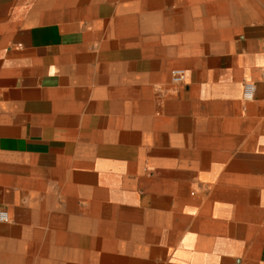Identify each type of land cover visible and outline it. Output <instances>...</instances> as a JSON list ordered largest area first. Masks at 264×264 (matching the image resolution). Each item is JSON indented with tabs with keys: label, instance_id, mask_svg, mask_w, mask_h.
<instances>
[{
	"label": "crops",
	"instance_id": "0c3cea01",
	"mask_svg": "<svg viewBox=\"0 0 264 264\" xmlns=\"http://www.w3.org/2000/svg\"><path fill=\"white\" fill-rule=\"evenodd\" d=\"M2 213L0 264H264V0H0Z\"/></svg>",
	"mask_w": 264,
	"mask_h": 264
},
{
	"label": "built area",
	"instance_id": "2783aa9c",
	"mask_svg": "<svg viewBox=\"0 0 264 264\" xmlns=\"http://www.w3.org/2000/svg\"><path fill=\"white\" fill-rule=\"evenodd\" d=\"M186 79V74L184 71H175L172 74V81L176 85H181L184 83ZM255 94V87L251 84H247L244 86V99L252 100ZM0 221L7 222L8 216L4 213L0 214Z\"/></svg>",
	"mask_w": 264,
	"mask_h": 264
}]
</instances>
